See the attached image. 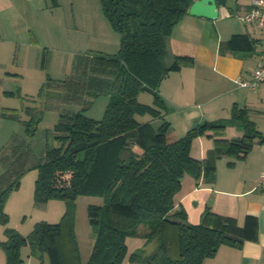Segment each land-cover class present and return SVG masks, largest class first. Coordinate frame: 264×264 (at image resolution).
Instances as JSON below:
<instances>
[{"label": "trees", "instance_id": "obj_1", "mask_svg": "<svg viewBox=\"0 0 264 264\" xmlns=\"http://www.w3.org/2000/svg\"><path fill=\"white\" fill-rule=\"evenodd\" d=\"M101 11L120 38L118 52L108 59L118 71L119 83L111 94L102 119L84 114L60 115L54 126L56 144L47 148L36 165L34 203H65L57 224L38 222L24 237L4 229L0 248L6 264H22L21 249L45 255L49 264H83L75 232L76 200L100 197L101 205H87L88 225L94 240L86 264H203L222 245L239 247L241 240L228 233V222L206 210L197 225L187 221L183 208H175L181 179L189 174L213 180L211 159L198 160L190 148L197 137L214 139L215 154L246 157L252 146L264 142L246 110L233 108L230 120L203 122L183 137L169 140L167 107L158 94L167 75L192 64L190 56H175L167 65L166 46L175 26L194 0H99ZM149 92L151 105L138 101ZM27 135H33L41 118L27 110ZM149 116L146 121L139 117ZM156 123H159L156 127ZM229 124L244 131L239 139L216 138ZM0 194V224L6 194ZM142 233V247L128 253L126 239Z\"/></svg>", "mask_w": 264, "mask_h": 264}, {"label": "crops", "instance_id": "obj_2", "mask_svg": "<svg viewBox=\"0 0 264 264\" xmlns=\"http://www.w3.org/2000/svg\"><path fill=\"white\" fill-rule=\"evenodd\" d=\"M37 1L40 0H0V99H24L25 113L29 110L40 118L41 106L54 108L58 113L57 123L60 115L85 109L97 95L106 94L110 99L119 79L117 69L109 65L108 59L118 51L112 54L98 50L100 56L75 55L70 63L68 59L64 62L63 78H52L49 73L52 57L49 58L48 48H42L39 43L38 27L29 22L33 3ZM225 1L216 20L184 15L167 40L168 66L175 56L193 58L192 64L171 71L158 89L168 109L165 115L170 123L168 138L174 135L173 140L203 122L230 120L234 107L246 110L264 138V86L251 89L240 85L251 79L264 60V27L240 20L249 8L248 0ZM25 17L27 22L23 21ZM29 66L46 72L41 81L46 91L38 99L29 93L24 97L12 88L19 85L22 90L25 80L28 83ZM62 104L69 109H62ZM17 114L16 107L7 106L2 107L0 117L12 118ZM243 135L241 126L229 124L216 138L234 140ZM214 149L213 138L202 136L193 140L191 156L198 160L211 159L216 168L215 177L209 180L202 175L196 179L184 174L175 196V208H183L192 225L199 224L204 212L209 210L228 222V233L241 240L239 247L220 246L203 264H264V190L258 187L259 175L264 171V142H256L243 159L217 156ZM93 240L90 237V243ZM144 241L142 233L127 238L128 253L142 247ZM2 251L0 248V264H6ZM26 256V261L22 256V264H35V254ZM124 264H128L127 260Z\"/></svg>", "mask_w": 264, "mask_h": 264}, {"label": "rangeland", "instance_id": "obj_3", "mask_svg": "<svg viewBox=\"0 0 264 264\" xmlns=\"http://www.w3.org/2000/svg\"><path fill=\"white\" fill-rule=\"evenodd\" d=\"M30 14L32 17L29 22L38 27L41 47L48 48L49 58L52 57L49 70L52 78H63L64 62L68 59L70 63L75 55L100 56L98 50L113 54L119 49V35L104 17L99 0H40L33 3V11ZM43 14H47L45 18L42 17ZM23 21L27 22V18ZM165 62L167 64L166 59ZM27 73L28 83L25 80L22 90L19 85H13V90H19L24 97L25 93L32 94L35 99L42 97L46 86L41 87V81L44 80L46 72L29 66ZM93 99L86 105L84 114L100 120L109 98L106 94H100ZM138 101L151 105L153 97L149 92H140ZM26 104V100L17 97L13 100L0 99V112L2 107L7 106L18 109V114L12 118L0 117V194L14 186L17 181L19 183L17 188L7 192L3 204L8 222L6 225L0 224L2 240L5 238L6 227L15 229L20 235L27 237L38 222L57 224L65 212V203L61 200H50L41 207L34 203L36 165L44 160L46 149L56 144L52 128L58 119V113L54 108L41 106V121L36 125L33 135H27L23 130L24 122L30 118L24 111ZM68 107L62 104L61 108L67 110ZM137 118L143 122L148 120L149 116ZM173 138L174 135H171L169 140ZM102 203L100 197L80 196L76 200L75 232L83 264L87 262L92 245L89 239L94 238L88 225L86 207ZM27 254L31 255L29 246L22 248L25 261ZM35 256V264L39 263L38 260L41 264H49L45 255L36 252Z\"/></svg>", "mask_w": 264, "mask_h": 264}, {"label": "built area", "instance_id": "obj_4", "mask_svg": "<svg viewBox=\"0 0 264 264\" xmlns=\"http://www.w3.org/2000/svg\"><path fill=\"white\" fill-rule=\"evenodd\" d=\"M249 8L240 17V20L245 24H254L258 27H264V0H248ZM242 87L254 89L258 86H264V60L253 71L250 80L240 82ZM258 187L264 190V171L258 178Z\"/></svg>", "mask_w": 264, "mask_h": 264}, {"label": "water", "instance_id": "obj_5", "mask_svg": "<svg viewBox=\"0 0 264 264\" xmlns=\"http://www.w3.org/2000/svg\"><path fill=\"white\" fill-rule=\"evenodd\" d=\"M225 0H194L188 9L191 16L216 20L219 16V8L225 6Z\"/></svg>", "mask_w": 264, "mask_h": 264}]
</instances>
